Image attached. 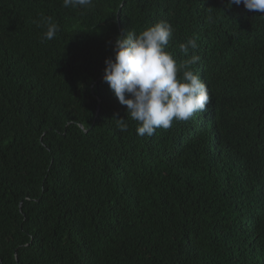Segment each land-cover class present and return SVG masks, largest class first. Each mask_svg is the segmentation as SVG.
I'll return each instance as SVG.
<instances>
[{
    "label": "trees",
    "instance_id": "1",
    "mask_svg": "<svg viewBox=\"0 0 264 264\" xmlns=\"http://www.w3.org/2000/svg\"><path fill=\"white\" fill-rule=\"evenodd\" d=\"M81 11L0 0V264H264V13L229 0ZM41 16L60 26L50 41ZM158 21L177 63L196 39L217 141L178 120L137 135L102 79L115 39Z\"/></svg>",
    "mask_w": 264,
    "mask_h": 264
},
{
    "label": "clouds",
    "instance_id": "2",
    "mask_svg": "<svg viewBox=\"0 0 264 264\" xmlns=\"http://www.w3.org/2000/svg\"><path fill=\"white\" fill-rule=\"evenodd\" d=\"M231 4L264 13V0H229ZM93 6L94 0H62V7L73 10L86 11ZM34 23L46 28L41 42L54 39L60 31L50 16H41ZM173 33L171 24L158 21L138 34L132 31L118 36L113 44L114 56L105 59L102 79L118 102L126 106L127 118L137 123V135L151 137L157 129H168L178 120L189 129H209L217 141L220 100L208 75L203 70L193 71V65L201 59L195 51L196 39L179 44L181 53L188 54L189 49L192 53L177 63L174 54L167 51ZM127 118H114L122 133L128 131ZM262 150L257 146L254 156Z\"/></svg>",
    "mask_w": 264,
    "mask_h": 264
}]
</instances>
